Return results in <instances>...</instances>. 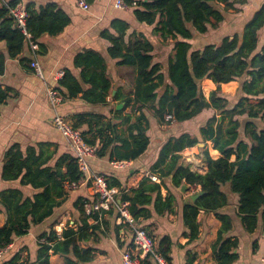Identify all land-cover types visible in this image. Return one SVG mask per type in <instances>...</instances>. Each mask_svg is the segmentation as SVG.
<instances>
[{
    "label": "trees",
    "instance_id": "16d2710c",
    "mask_svg": "<svg viewBox=\"0 0 264 264\" xmlns=\"http://www.w3.org/2000/svg\"><path fill=\"white\" fill-rule=\"evenodd\" d=\"M123 1L127 8L133 9V17L138 23L152 27L153 36L160 37L162 43L171 41L173 47L165 64L161 65L153 61L154 42L146 39L144 34L137 35L134 32L126 38L128 22L122 19L112 21V32L103 30L101 37L110 43L108 57L115 60L117 66L131 68L136 75L134 100H128L127 105L131 101L136 105L140 104L135 106L139 116L135 123L127 127V137L119 135L115 125L101 124L95 116H90V120L86 122L80 121L81 117L69 120L74 129L80 130L82 123L88 125L87 132H80L84 142L95 149L97 157H107L109 162H133L149 146V138L146 136L148 122L143 114L146 105L153 109L157 123L164 126L188 122L206 109L216 111L220 119L214 115L197 133L171 137L161 146L157 160L150 167L151 175L161 179L159 184L143 178L136 188L127 191L116 179L108 178L106 181L110 187L119 189L116 203L118 207L125 204L135 226L148 221L153 215L162 217L175 214V198L164 184L165 180H169L172 188L177 190H181L183 185H189V188L199 187L196 194H201L198 198L180 206L186 234L191 239L196 238L199 232V213H212L221 223L217 240L212 246L213 259L216 264H234L237 255L233 250L237 243L231 238H225V234L232 228V221L221 212L227 206L222 187L228 184L230 192L237 196V214L247 232L255 231L259 220L264 224V46L255 53L257 32L264 25V5L245 25L241 36L235 34L231 38L224 37L218 44L198 49L193 45L195 36L217 29L225 19V13L233 10L234 4L243 3L244 0ZM19 2L20 0H9L6 5L0 6V43H5L6 53L11 59L17 58L24 45H27L25 37L9 14V9ZM86 2L91 4L94 0ZM24 7L28 15L26 29L38 45L36 56L39 57L44 54V48L38 44V39L44 35H59L70 24V19L53 3L37 10L32 5ZM5 60V56L0 53V75L4 72ZM23 61L30 67L33 60ZM73 66L80 70L79 79L83 85L88 86V91L82 90L72 70L64 69L63 76L57 83V90L62 97L69 100L81 94L84 101L92 105H103L110 89L106 79L105 59L100 53L87 50L75 57ZM204 79H209L216 85L208 100L201 90ZM231 81L241 82L236 102L232 106L231 102L220 95V85ZM8 93L7 89L0 87V103L7 99ZM166 116L171 119L167 121ZM128 120L127 116L122 121ZM241 124L244 137L240 136ZM92 125L95 126L93 130ZM89 132L94 134L88 137ZM209 141L221 157L212 160L207 152L204 153L207 167L205 174L192 172L189 166L179 164L182 151ZM233 155L235 160L230 162ZM3 162L2 178L5 181L19 180L24 185L30 184L38 192L32 196V201L23 199L19 190L0 192V213H4L6 217L5 224L0 228V250L11 244L13 238L25 235L31 227L43 223L53 214L54 209L59 206L54 197L63 198L65 195L63 184H78L84 177L74 157L62 159L66 165L64 174H60L42 168L43 161L40 156L35 155L32 148L27 154H23L18 145L7 150ZM162 188L167 191L164 197L161 195ZM96 200L97 196L93 200H75L73 208L78 220L72 225H65L61 238L56 236L53 227L42 235L41 238L47 243L39 244L38 264L49 263V250L63 257V264H81L92 260L94 250L81 249L80 243L88 240L89 233L102 232L107 227L105 215L119 216L114 207L87 215L85 205L93 204ZM89 220H93L94 224L90 225ZM139 228L152 237L147 228ZM156 246L158 253L170 264L172 243L169 237L158 240ZM133 248L131 243L129 249ZM5 264L30 263L27 259L23 261L15 256ZM141 264L154 262L150 257H145Z\"/></svg>",
    "mask_w": 264,
    "mask_h": 264
},
{
    "label": "crops",
    "instance_id": "0c3cea01",
    "mask_svg": "<svg viewBox=\"0 0 264 264\" xmlns=\"http://www.w3.org/2000/svg\"><path fill=\"white\" fill-rule=\"evenodd\" d=\"M8 1L0 0V6L6 5ZM20 2L24 6L32 5L36 10L46 4L53 3L70 19V24L59 35L55 37L44 35L38 39V44L44 48L42 49L44 54L36 56V60L42 69L44 81L36 77L31 67H27L23 61L34 59L26 44L20 55L11 59L6 53L5 43H0V53L6 59L4 72L0 75V87L9 91L7 99L0 103V192L9 189L19 190L23 199L32 201V196L38 192L37 189L30 184L24 185L19 180L5 181L2 178L3 160L5 153L13 145H18L23 154H27L32 148L35 155L40 156L43 161L42 168L64 174L66 164L62 162V159L68 156L72 158L73 154L66 140L52 125L55 113L49 105L45 89L47 85H54V74L64 69H70L82 90L88 91V86L83 85L79 79L80 70L74 68L73 60L78 54L87 50L100 53L107 64L106 79L110 86L105 103L92 105L84 101L79 94L73 99L63 98L56 110L59 115L67 119L81 117L80 121L83 120V122L90 120V116H95V119L99 120L101 124L115 125L117 133L127 137V127L135 123L139 116L135 106L140 104L136 105L134 101H131L127 105L128 100H134L136 75L131 68L117 66L116 61L108 57L107 49L110 43L101 37V33L106 29L112 32L110 24L116 19L127 21L129 29L126 32V38L133 32L137 35L144 34L146 39L155 43L153 61L161 65L165 64L173 45L171 41L162 43L160 37L151 34L152 27L138 23L133 17V9L119 10L115 8L114 0H94L88 4L87 11L80 8L78 0H20ZM263 5L264 0H244L243 3L234 4V9L225 13V19L217 29L202 35L204 36L203 40L194 42L195 48L200 49L207 45L218 44L222 38H231L235 34L241 36L245 25ZM200 42L202 44L197 45ZM262 46H264V25L257 32L255 53H258ZM239 87H241L240 81L221 84L220 95L231 102L232 106L236 102L235 95ZM215 89L216 85L211 80L204 79L201 82V90L206 100H208L210 92ZM146 106L143 109V114L148 122L146 136L149 138V146L140 158L126 163L109 162L107 157L99 158L94 154L87 160L92 173L101 175L106 180L108 178L116 179L127 191L136 188L143 178H148V175L152 174L150 167L157 160L161 146L169 138L183 133L191 135L197 133L198 129L214 115L220 119L216 111L206 109L188 122L164 126L157 123L151 106ZM127 116L129 117L128 122L122 121ZM97 127L100 126L97 125ZM88 128L86 123L80 125L82 132H87ZM94 128L95 126L92 125L91 130ZM93 134L94 132H89L88 137ZM240 136L244 137L243 124H241ZM205 152L212 160L221 157L220 153L213 149V144L210 141L200 142L195 147L185 149L180 153L179 164L183 163L189 166L192 172L203 175L207 172L204 163ZM234 160L235 156L233 155L229 161L233 162ZM155 177L157 179L155 183L159 184L161 179L156 175ZM164 184L175 198V214L162 217L153 215L151 219L139 223L137 226L147 228L156 244L161 238L169 237L172 243L170 264H189L191 260L190 264H216L213 259L212 246L217 240L221 223L212 213H199L197 217L198 236L191 239L190 235L186 234L187 230L180 213V206L191 202V197L196 195L199 187L189 188V185H183L186 189L181 192V190L173 189L169 180H165ZM49 185L52 186V184ZM63 187L64 197H54L59 206L54 209L53 214L43 223L31 227L25 235L13 238L11 244L3 251L1 250L0 264L7 263L10 258L15 256L23 261L27 259L30 264H38L39 244L47 243L44 238H41L42 235L48 233L53 227L56 236L61 238L60 235L65 225L67 223L72 225L74 221L78 220L77 213L73 208L75 200L78 198L93 200L97 196L91 180L85 175L78 184L67 185L65 183ZM222 191L226 195L227 206L221 212L232 221V228L225 234V238H231L237 243L233 250V253L237 255L234 264H262L261 260L264 256L263 222L259 220L255 231L247 232L237 214V196L230 192L228 184L222 187ZM166 194L167 191L162 188V197ZM5 219V214L0 213V228L5 224ZM104 219L107 227L102 232L89 233L88 240L80 243L81 249L92 248L94 250L92 260L81 264H122L121 252L129 248L132 243V233L126 226V221L120 216L105 215ZM88 223L94 224L93 220H89ZM48 255V264L64 263L63 257L53 254L51 250L48 251Z\"/></svg>",
    "mask_w": 264,
    "mask_h": 264
},
{
    "label": "built area",
    "instance_id": "2783aa9c",
    "mask_svg": "<svg viewBox=\"0 0 264 264\" xmlns=\"http://www.w3.org/2000/svg\"><path fill=\"white\" fill-rule=\"evenodd\" d=\"M78 4L83 11L89 9L86 0H78ZM114 6L119 10L127 9L123 0H114ZM9 14L14 20L16 27L25 37L27 45L33 54L34 59L31 62L30 67L32 68L34 75L44 81L42 69L36 60L38 45L31 39V35L26 29L28 15L24 5L19 2L9 9ZM62 76L63 71L55 73L53 76L54 85H47L45 92L49 105L55 113L52 118V125L66 140L73 157L77 161L79 170L91 180L97 195L96 202L85 205V213L90 215L91 212L108 211L111 207H114L118 210L120 218L124 219L130 225L132 231L131 240L134 248H127L121 252L122 264H141L145 257H150L154 264H169L166 259L158 253L154 239L144 229L134 225L132 218L125 209V204L122 207H118L116 199L120 194L119 189L116 187H110L103 176L94 174L89 170L87 160L94 156L95 149L87 145L83 140L80 130L74 129L70 120L59 115L56 110L63 101L62 95L57 90V83ZM165 119L168 121L171 117L166 116ZM148 178L151 182L157 181L156 177L153 175L149 174ZM2 251L0 250V254ZM261 263L264 264V256Z\"/></svg>",
    "mask_w": 264,
    "mask_h": 264
},
{
    "label": "rangeland",
    "instance_id": "374dc122",
    "mask_svg": "<svg viewBox=\"0 0 264 264\" xmlns=\"http://www.w3.org/2000/svg\"><path fill=\"white\" fill-rule=\"evenodd\" d=\"M210 31H214V30H210ZM210 31H208V32H210ZM207 32V33H208ZM204 39V36H195V38H194V40H193V45L196 47V45L194 44V42H197V41H201V40H203ZM200 44H202V42H200V43H197V45H200ZM236 96V95H235ZM184 193H186V192H184Z\"/></svg>",
    "mask_w": 264,
    "mask_h": 264
},
{
    "label": "water",
    "instance_id": "95a60500",
    "mask_svg": "<svg viewBox=\"0 0 264 264\" xmlns=\"http://www.w3.org/2000/svg\"><path fill=\"white\" fill-rule=\"evenodd\" d=\"M185 189H186V187L183 186V187L181 188V192H183ZM200 194H201V192H199L198 194L192 196V197H191V201L196 200Z\"/></svg>",
    "mask_w": 264,
    "mask_h": 264
}]
</instances>
